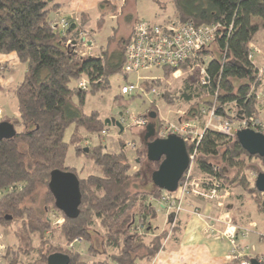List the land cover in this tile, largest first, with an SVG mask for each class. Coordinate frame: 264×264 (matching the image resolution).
<instances>
[{"label":"trees","instance_id":"obj_1","mask_svg":"<svg viewBox=\"0 0 264 264\" xmlns=\"http://www.w3.org/2000/svg\"><path fill=\"white\" fill-rule=\"evenodd\" d=\"M152 1L165 8L160 0ZM168 1L174 20L166 22L219 28L213 45L197 53L192 61L177 68L161 69L166 75L168 71L193 66L174 95L166 85L158 83L160 78L142 82L144 90H157L163 102L185 106L188 114L202 115L203 108L210 106L215 108V115L224 117H231L232 110L241 117L258 113L261 101L257 89L263 86V77L248 55L250 44L264 29V0ZM58 7L54 0H0V54L13 53L25 66L22 81L12 91L18 117L4 120L13 126L15 135L0 141V229L15 225L16 240V247H6L3 260L5 264H47L50 255L61 253L69 257V264H83L78 253L53 247L48 237V213L63 216L48 190L49 175L60 170L78 176L74 169L65 167L68 149L72 147L75 156L90 161L96 173L79 180V215L73 220L62 217L61 238L67 244L81 238L89 244L88 250L97 255H107L108 249L112 250L107 258L114 264H150L165 238L158 234L151 241L146 239L153 229L150 221L156 219L151 200L159 198L160 189L153 186L144 190L139 184L152 175L158 162L148 161L143 152V159L138 157L135 161L141 169L132 174L131 165L121 152L126 145H121L119 153L107 152L102 144L89 149L83 146L88 137L95 135L100 139L102 132L111 127L103 124L99 112L84 113L87 91L78 87V81L84 78L94 95L106 90L109 78L122 74L126 43L117 41V50L110 53L100 47L99 53L82 55L79 49L84 44V20L66 21L67 28L61 29V19L56 22L51 18ZM103 20L99 19L97 24ZM113 40L108 38L107 44L111 45ZM201 69L207 79L205 84L200 81ZM122 97L116 96L123 102ZM135 97L141 95H130L124 101L128 105ZM71 126L70 139L65 141ZM197 149L199 172L224 184L230 180L238 183L252 195L264 215V194L255 189L254 183H245L242 174L247 169L245 160L261 161L258 156L248 155L235 137L214 130H205ZM144 164L157 165L148 167L149 172L154 170L149 175ZM252 169L260 174L259 167ZM95 226L100 230H95ZM93 237L100 241L95 243ZM251 259L244 255L230 264Z\"/></svg>","mask_w":264,"mask_h":264},{"label":"rangeland","instance_id":"obj_2","mask_svg":"<svg viewBox=\"0 0 264 264\" xmlns=\"http://www.w3.org/2000/svg\"><path fill=\"white\" fill-rule=\"evenodd\" d=\"M160 1L161 3H165L164 9H161L160 6L152 0H80L81 5L76 7L75 10L79 8L78 14L82 13V16L85 17L80 18L79 16H77L78 14L77 15L73 14L72 16L74 18L79 19L78 21L84 20L83 23L85 27L82 32L83 36L81 38L84 43L87 42L90 43L89 46L90 49H87L88 46L85 48L83 47L84 45H82L83 47L82 50H84L85 52L82 55L86 56L92 53L93 54L99 53L100 46H103L104 51L108 50L109 53L115 51L117 50L116 49L117 41L119 40H121L122 45L125 43L127 45L130 41L131 34L133 32L135 24L138 21L146 20L148 22H152L153 24L162 26L166 23L167 20H172V19L174 20L172 4L168 0H160ZM102 18L104 20L101 21V24L99 23L100 25H98L97 21ZM108 38L114 39L113 40L114 42L111 45L107 44ZM214 50L215 49L213 48V51ZM258 52L260 56L261 50L258 49ZM124 53H125V48H124ZM123 62H125L124 56H123ZM262 68H264V64L261 65L260 68H258V73L260 75L264 73V71L261 72ZM191 71H192V67H187L186 65L174 71L177 73H174L173 71H168L166 75H164L160 69L158 70L155 69L147 72H140L138 75L137 74L128 75L127 78L124 77L123 74L115 75L109 78V87L106 90L99 91L94 95L91 93L89 89H87L86 90L87 96L84 105V113L97 111L99 112L103 122L105 119H115L116 121L120 122V124L123 127V131L119 132V129L117 127L111 126V128L108 130V133L106 135H103L102 138L99 139L95 135H92L87 138L83 146L89 149V147H93L96 144H102L104 147H106L107 152L119 153L121 145L123 144L126 145L124 150H122L121 152L125 155L126 159L130 161L129 162L131 165L130 173L133 174L134 172L141 169V167L135 162L136 158L139 157L140 159H143L144 156L142 153L143 152L146 153V147L144 146L145 142L143 138L146 133L147 125L144 127H139L134 123L135 121H139L143 118L146 120L148 124L153 123L155 125V135L151 140L160 139L158 138L159 137L158 135L160 133V130H162L163 128L171 129L181 124V122H189L193 126L192 127L193 133L197 135L202 134V137L205 130H214L232 139L235 137L236 131L245 129V127H242V121L244 119L248 120L250 118L253 120V123L255 124L259 123L261 125H264V118H262L263 117L262 114L259 113L261 111H264V98L262 99V97H260V95H262L261 93L258 94L257 96L258 99L260 97L262 100L260 104L257 105L258 113L255 112L254 115L249 117L247 116L241 117L240 115L236 116L233 110L229 114V116L231 117H224L222 115H215L214 117H211L209 116V113L212 110H214L215 113V108L213 106L203 108L205 112L202 115L198 113L196 114V112L188 114L186 112L185 106H180L178 104L176 105L166 104L158 97V95L151 94L150 92L149 93L145 92V94L141 95L140 98L135 97L131 99L128 105L124 101L128 99L127 96L122 97L124 99L123 102L120 100V98L119 99L116 98V96L120 95V88L123 84L132 82L141 75H147V77L145 78L149 79V81L152 78H154L155 80H151V81H157L160 78V81L158 83L161 82L162 86L166 85V89H169L170 94L174 95L180 89L182 84V79L184 77H187ZM263 86L262 88L260 87L257 89V93L261 92ZM155 91L159 94L157 90ZM150 113H155V118L153 120L149 117ZM224 123H229L228 130L226 131L221 130ZM72 131H73L72 126L67 129L64 136L65 141H69ZM262 134L264 135V132ZM202 137L200 138L198 145ZM185 144L191 162L186 173L188 172V176L190 177V180H193L196 183H201V181L206 176H204L201 172H199L197 167L196 160L198 159V149L195 148L196 147L195 143L193 144L185 143ZM135 151H139L140 153ZM157 164H160V161ZM157 164H153V165H155L156 167ZM146 165L147 164H144L145 167ZM65 167L74 169L75 172L78 174L77 177L79 180L87 177L89 174L96 173L90 161L86 160L83 157L75 156L74 149L72 147L68 149L65 160ZM148 167L152 169L154 166L152 167L149 164L147 165L146 168L149 172ZM245 167H247V169L244 168L245 171L242 172L245 179L244 180L245 183L249 182V184L252 185L254 183V180L258 173L252 168L259 167L260 168L259 172L264 173V167L262 166L261 161L257 158H253L252 160H245ZM153 171L149 172V175H151ZM143 172L145 171L143 170ZM186 173H184L182 177L183 180L185 178ZM150 177L149 176L145 177L144 182L142 184L141 183L139 184V186H141V189L151 190L153 188L154 184L152 183ZM237 179H239V177ZM183 180L181 179L180 182H182ZM230 181L227 182L224 181L225 186L228 187V192L230 195L225 200L224 205L222 207L219 206L215 201H211L209 199H205L202 197H196L193 194H190L188 197H186L183 200V202L185 200L187 201L193 200L197 203V205L199 204L198 203L199 201L201 202L207 201L213 203L215 205L216 208L215 212L217 215L216 216L204 215L203 216L204 222L206 223V226H210V227L213 226L215 228L217 224L224 225L223 223H225V219L228 217L227 214L229 212L227 211L226 206H228L227 204L229 202L231 203V198L233 197V195L235 198L238 197L240 194H242L244 198L245 196L248 195L250 196V194L244 191V189L241 186H239L238 183L234 184L235 182L233 181L230 182ZM162 192L160 190V194H162ZM173 193H168V194H173ZM244 198L239 200V202H243L244 204L242 203V205H240V203H236L237 204L236 210H240L239 209L240 207H242L241 209L244 210L247 209L248 206H246L245 203L246 201L244 200ZM151 203L156 205L158 203L157 199L151 200ZM238 205L240 206L238 207ZM160 207L164 213L162 211L157 212V219L155 221H150L151 222L150 225L153 229L151 228L152 230L146 238L148 241H151L155 235L159 236L158 234H161V236L165 235L166 237L165 240L167 239V237L168 239L169 238L172 239L176 231L179 229L178 225L180 222L178 220H179L180 212L184 211L182 210L183 208L181 207V210L178 211L176 215H174L171 209L166 210L165 207L163 208L161 205H159V209ZM190 212H192L193 215H196L198 217L201 216V212L199 208L193 207L192 211L190 210ZM236 214L237 212L235 211V215ZM164 215H165V219H164ZM47 217L51 224L50 225L51 234L50 233L48 234L49 243L53 247L61 246L62 249L69 250L72 253H78L80 255V261L83 262V264H114L107 258V256L113 253L112 250L108 249L107 255H97L98 253H93L88 250L89 244L81 238H79L81 242H75L76 240L75 239L70 244H67L60 236L61 227L63 224V218H62L63 216H61V214L59 213L50 211ZM262 218H260L261 221ZM228 220L229 217L228 219H226V221ZM157 226L159 227L163 226L160 232H159L160 229L157 230V228H155ZM239 226L241 227L242 225H238V227ZM14 229H15V225L13 224L3 229L2 228L0 229L2 244L5 246V248L16 247V240L13 236ZM94 229L100 230L98 226H95ZM262 230L264 231V226L262 227ZM262 235H264V233H262ZM93 238L95 243L97 242V240L98 242L100 241V238L99 239L98 238L96 239V237ZM244 255L245 254L243 253L242 256ZM234 260L235 258H233L230 261H234ZM263 260L264 259L261 258L259 261L262 262ZM139 264H143V263H139Z\"/></svg>","mask_w":264,"mask_h":264},{"label":"built area","instance_id":"obj_3","mask_svg":"<svg viewBox=\"0 0 264 264\" xmlns=\"http://www.w3.org/2000/svg\"><path fill=\"white\" fill-rule=\"evenodd\" d=\"M58 26L63 29L67 28L68 25L65 20L61 19ZM218 28V25L197 27L192 23L179 24L175 21L166 22L162 26L144 20L138 21L135 24L130 41L125 47V62L122 67V74L127 77L128 75H138L140 72H147L155 69H172L188 61H192L197 56V53L213 45L215 33ZM256 55H259L258 49L256 47H251L248 55L249 60L252 61ZM205 60L206 58H203V61ZM187 67H192L193 69V66L187 65ZM263 71L264 68L261 69V72ZM151 80L155 79L152 78ZM144 81H149V79L139 76L134 81L126 83L121 86L120 95L128 97L130 95L145 94L146 91L141 86V83ZM200 81L203 84L207 81L203 69H201ZM78 87L82 90H87L86 80L80 79L78 81ZM150 93L159 96L154 89L151 90ZM204 112L203 110L201 113L204 114ZM209 116H215L214 110L209 113ZM248 120L244 119L242 121V127L260 133L264 132V125L253 123V120L250 118ZM134 123L139 127H144L148 124L144 118ZM228 125L229 123H224L221 130H228ZM192 127L193 126L189 122H181V124L171 129L163 128L160 130L158 138L165 139L169 135H176L183 139L185 143H195V148H197L202 134L197 135L193 133ZM107 133L108 131H104L102 135H106ZM205 184H207L206 187L203 186ZM190 194L215 201L221 207L230 195L228 187L221 181L205 177L201 183H196L190 180L187 172L184 180L179 183L176 191L173 194L162 192L157 202L163 208L165 207L166 210L171 209L173 214L176 215V213L181 210V203ZM1 195L2 192H0V197ZM226 219H228V217ZM226 219L225 223H223L226 227L223 232L216 231L213 226H207V233L211 236L227 240L231 244L228 259H237L242 257V254L245 253L246 250V247L238 245V234H241L243 237L248 234V230L243 227L232 225L230 221H226ZM0 240L1 259L6 248L2 244L1 235ZM75 242H81V240L78 238ZM242 264H249V262H243Z\"/></svg>","mask_w":264,"mask_h":264},{"label":"crops","instance_id":"obj_4","mask_svg":"<svg viewBox=\"0 0 264 264\" xmlns=\"http://www.w3.org/2000/svg\"><path fill=\"white\" fill-rule=\"evenodd\" d=\"M54 3L58 4L59 7L51 14L53 21L63 19L65 21L73 20L74 22H78L79 19L74 18L72 15L78 14L79 8L76 10L75 8L81 5L80 0H54ZM77 16L81 18L82 13H79ZM83 45V47L86 48L88 46L87 49H90V43L87 42ZM83 47L80 48L81 54L85 53L84 50H82ZM251 47H256L261 50V55L254 56L252 60V64L258 69L264 64V29L258 32L254 42L250 44V48ZM24 72L25 66L19 63L15 54H0V122L5 119L18 117V107L12 96V91L22 81ZM261 76L263 77L264 83V73H262ZM141 77L145 78L147 75H141ZM260 93L262 94L260 97L263 99L264 86L258 94ZM260 97L259 100L262 101ZM262 112L264 111L259 113L262 114V118H264V113ZM239 196L235 198L233 195L231 203L229 202L227 204L228 206H226L227 211H229L227 216L229 217L230 223L237 227L238 225H242L241 227L248 230V234L243 237L241 234H238V245L246 247L244 253L246 256L259 260L261 258L264 259V235H262V233H264L262 230L264 226V215L259 212L256 204L249 195L245 196V198L243 195ZM242 198H244L246 206L248 207L246 210L241 209L242 207L239 208L240 210H236V203L242 205L243 202H239ZM198 203L197 205L193 200H185L181 203L182 210L184 211L180 212L179 215V229L172 239H168L167 237L165 240L166 237L164 238L161 250L150 264H230L228 255L230 254L231 244L225 239L209 235L207 233L208 231H206L207 226L203 216H216L215 205L207 201H199ZM240 205H238V207ZM153 206L156 208L157 219V212L162 210L161 207L159 209L158 203L156 205L153 204ZM193 207L200 209V217L190 212ZM235 211L237 212L236 215ZM260 218H262V221ZM162 227L163 226H157L155 228H157V230L160 229V232ZM225 228V225L217 224L215 230L223 232ZM0 264H5L3 258L0 259Z\"/></svg>","mask_w":264,"mask_h":264},{"label":"water","instance_id":"obj_5","mask_svg":"<svg viewBox=\"0 0 264 264\" xmlns=\"http://www.w3.org/2000/svg\"><path fill=\"white\" fill-rule=\"evenodd\" d=\"M72 44H75L74 42ZM153 120L155 113H150ZM104 125L115 126L119 132L123 127L115 119H105ZM15 135L13 126L6 122H0V141L11 139ZM155 125L149 123L146 126L144 142L146 158L150 162H159V167L151 175L154 186L161 191L173 193L176 191L184 173L188 170L190 159L187 147L183 139L176 135H169L165 139H153ZM235 138L241 148L250 156H258L264 166V135L249 128L238 130ZM87 152V148L84 149ZM162 160V161H161ZM255 189L264 194V173H260L254 180ZM48 190L54 199L55 208L68 219H76L79 215L81 193L78 177L69 171L53 170L50 172ZM47 264H69V257L65 254L55 253L47 258ZM249 264H264L258 259H251Z\"/></svg>","mask_w":264,"mask_h":264},{"label":"bare ground","instance_id":"obj_6","mask_svg":"<svg viewBox=\"0 0 264 264\" xmlns=\"http://www.w3.org/2000/svg\"><path fill=\"white\" fill-rule=\"evenodd\" d=\"M82 27V26H81ZM85 27V26H84Z\"/></svg>","mask_w":264,"mask_h":264}]
</instances>
